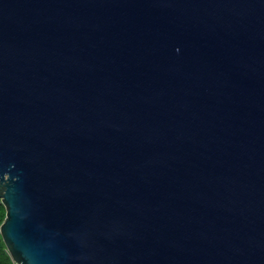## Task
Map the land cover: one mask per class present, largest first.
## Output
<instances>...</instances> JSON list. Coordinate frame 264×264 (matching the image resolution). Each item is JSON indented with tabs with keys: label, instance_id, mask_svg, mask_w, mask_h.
<instances>
[{
	"label": "water",
	"instance_id": "95a60500",
	"mask_svg": "<svg viewBox=\"0 0 264 264\" xmlns=\"http://www.w3.org/2000/svg\"><path fill=\"white\" fill-rule=\"evenodd\" d=\"M0 202L15 264H264V0H0Z\"/></svg>",
	"mask_w": 264,
	"mask_h": 264
},
{
	"label": "trees",
	"instance_id": "16d2710c",
	"mask_svg": "<svg viewBox=\"0 0 264 264\" xmlns=\"http://www.w3.org/2000/svg\"><path fill=\"white\" fill-rule=\"evenodd\" d=\"M3 217H4L3 213H0V222L2 221ZM0 264H15V262H13V260L10 257V254L8 253L5 247L1 235H0Z\"/></svg>",
	"mask_w": 264,
	"mask_h": 264
},
{
	"label": "rangeland",
	"instance_id": "374dc122",
	"mask_svg": "<svg viewBox=\"0 0 264 264\" xmlns=\"http://www.w3.org/2000/svg\"><path fill=\"white\" fill-rule=\"evenodd\" d=\"M0 213H3V215L5 216V208L3 206V204L0 202ZM4 218V217H3ZM3 220V219H2ZM2 222V221H1ZM0 222V223H1ZM14 262V261H13Z\"/></svg>",
	"mask_w": 264,
	"mask_h": 264
}]
</instances>
